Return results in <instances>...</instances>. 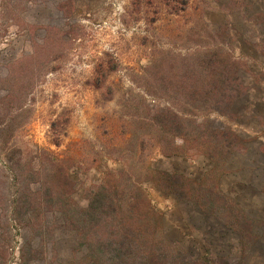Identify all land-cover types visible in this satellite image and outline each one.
Returning <instances> with one entry per match:
<instances>
[{"label": "rangeland", "instance_id": "rangeland-1", "mask_svg": "<svg viewBox=\"0 0 264 264\" xmlns=\"http://www.w3.org/2000/svg\"><path fill=\"white\" fill-rule=\"evenodd\" d=\"M194 89L226 98L234 121L209 119L239 133L229 149L215 152ZM60 171L78 212L121 173L125 200L141 184L176 258L264 264V226L244 238L227 221H264V0H0L4 206Z\"/></svg>", "mask_w": 264, "mask_h": 264}, {"label": "trees", "instance_id": "trees-1", "mask_svg": "<svg viewBox=\"0 0 264 264\" xmlns=\"http://www.w3.org/2000/svg\"><path fill=\"white\" fill-rule=\"evenodd\" d=\"M191 76L192 71L189 70L186 77ZM191 96L194 98L190 108L208 112L202 124L212 130L209 141L215 152L229 149L228 142L241 138L239 133H234L226 125L209 119L213 113L227 121H234L228 104H225L226 98L221 95V99L210 101L207 95L196 97V89ZM189 113L188 110L183 115L185 119L182 117L181 123L178 118L175 119V127L184 131L185 136L188 130L186 126L190 124L187 120ZM163 153L185 156L178 150ZM232 153H227V156ZM120 177L111 179L109 187L113 189L107 196L102 200L99 197L92 198L89 209L80 212L74 197L75 190L71 188L68 175L63 176L62 171L51 177L43 192L30 189L16 191L8 206H4L5 197L0 194V264H11L14 259V229L18 230L21 237L19 264H227L226 258L216 260L207 256L195 261L184 260L181 253L177 252L179 256L176 258L164 235L163 216L146 198V190L134 182L132 197L125 200L116 192L122 173ZM171 179L172 188L180 186L179 178ZM148 186L158 190L163 188V183L148 181ZM201 198L200 203L205 201ZM101 202L103 204L99 207ZM211 211L216 212L214 209ZM227 221L244 238L256 239L259 227L264 226V221L250 220L243 223L230 216ZM65 253H68V259Z\"/></svg>", "mask_w": 264, "mask_h": 264}]
</instances>
